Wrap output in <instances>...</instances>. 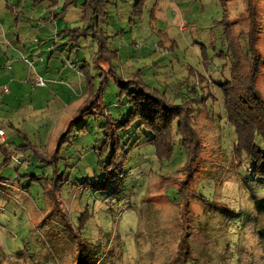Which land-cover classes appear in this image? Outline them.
<instances>
[{
  "label": "rangeland",
  "instance_id": "374dc122",
  "mask_svg": "<svg viewBox=\"0 0 264 264\" xmlns=\"http://www.w3.org/2000/svg\"><path fill=\"white\" fill-rule=\"evenodd\" d=\"M104 1L107 15L95 16L91 28L87 0L65 10L66 0L54 7L47 1L0 0L12 18L17 11L30 20L20 29L38 43V63L50 64L59 79L56 85L47 82L56 93L34 100L28 125L18 126L20 132L5 129L14 136L9 142L39 146L34 132L45 125L50 137L39 149L49 154L68 133L48 167L21 153L2 166L0 264H76L80 244L87 246L88 264H264V237L258 236L264 224L255 208L264 198V180L253 178L251 161L235 156L236 134L216 86L231 78L230 36L247 34L256 14L262 59L257 87L264 96V0ZM241 47L247 55L246 43ZM128 78L193 110L202 146L187 190L180 187L188 159L179 137L174 134L172 155L161 158L155 145L144 144L150 134L135 125L121 132L131 135L123 177L101 181L102 127L106 117L126 120L129 106L126 96L119 97L123 89L116 79ZM89 80L98 103L69 132ZM81 95L82 101L69 105ZM60 101L58 119L50 105ZM4 161L0 153V165ZM56 171L61 189H47ZM82 216H88L84 230Z\"/></svg>",
  "mask_w": 264,
  "mask_h": 264
},
{
  "label": "trees",
  "instance_id": "16d2710c",
  "mask_svg": "<svg viewBox=\"0 0 264 264\" xmlns=\"http://www.w3.org/2000/svg\"><path fill=\"white\" fill-rule=\"evenodd\" d=\"M39 1L49 2L50 7H54L58 2V0H37V2ZM74 1L66 0L64 10L71 6ZM106 9L107 5L104 0H87L85 5L87 12L85 11V16L88 22L89 20L91 21V28L94 27L93 20L95 16L102 18L107 15ZM91 16L92 18H90ZM256 17V14H252L253 23L247 34L242 32L238 36L234 34V36H230L232 37L231 49L228 52L232 56V60L230 61L232 65L231 78L227 81L216 83V86L222 95L228 122L236 134V141L233 148L235 156L237 159L245 158L251 161L253 164L251 170L253 178L255 180H264V96L257 87V76L261 73L260 61L262 59L256 48L258 28ZM99 32L103 34L101 30ZM241 41H243V44L246 43L247 55L243 53ZM107 63L112 66L111 57H109ZM116 80L123 89L119 97L126 96L127 98L129 114L122 123L118 122L117 119L106 117V122L102 127L104 141L100 153L102 156L105 155L104 157L106 159L103 158L98 161V167L103 172L101 181L109 182L118 177H123L125 173L123 166L125 159L124 147L130 143L128 141L131 135H122L121 132L127 134V131L135 125L134 127L138 130H146L150 134L144 144L149 143L155 145L157 153L161 158H169L172 155L177 141L187 152L188 162L185 165L186 168L183 170L186 176L180 186L181 189L187 190V185L189 184L188 179L193 176L195 170L194 165L199 160V153L202 146L200 136L194 128L193 110L184 108L185 105H172L164 95L152 90L142 82L132 81L129 78L127 80ZM199 82L204 83L206 81L200 77ZM208 82L213 85V81L209 80ZM94 90L95 88L89 80L87 99L79 107L78 115L71 122L69 132L73 129L74 124L80 121L83 115L86 116L94 111L93 109L98 103L97 99H99V96H97L99 93L96 94ZM193 94L196 95L197 93ZM66 134L68 133H65L60 139L59 149L62 148V143L65 142L64 138ZM174 134L179 137V140L175 141ZM136 143L133 144L134 147L143 145L142 143L140 145ZM59 149L45 154L38 146H35L29 141L15 149H7L5 146H0V153L5 158L4 163L0 165V170L19 153H29L32 157L44 162L45 166L48 167L60 154ZM58 182L61 183L60 176L56 171L54 172V177L50 180V187L47 189L53 187V184L56 191L59 188L61 189L60 185L58 186ZM255 208L264 224V198L255 201ZM84 219V217L81 219L80 226V229L83 230L86 227L85 224L88 222V216ZM258 236L259 238L264 237V230L260 226L258 227ZM81 247L82 245L80 244L76 264H88L89 259L83 257V252H85L83 248L87 246L83 245ZM91 247L93 246L90 245L88 251L92 250ZM94 262L95 260L90 262V264H94Z\"/></svg>",
  "mask_w": 264,
  "mask_h": 264
},
{
  "label": "crops",
  "instance_id": "0c3cea01",
  "mask_svg": "<svg viewBox=\"0 0 264 264\" xmlns=\"http://www.w3.org/2000/svg\"><path fill=\"white\" fill-rule=\"evenodd\" d=\"M2 6V3H0V131H3L4 135L0 136V146H5L7 149H15L22 145L9 142V139H14V136L8 134L5 129L9 128L15 132H20L21 130L17 128L18 126L25 127L26 124L28 125V119L31 120V115L36 113L34 100L39 97L40 93H56L55 89H50L48 85H56L59 79L56 77L55 69L50 64L47 65L45 62L38 63L40 61L39 46H37L36 51L33 47L34 44L38 45V43L35 39L31 40L28 34L24 35L20 29L21 23H27L30 20L23 15L21 16L20 12L18 13L17 11L13 13L18 16L14 15L12 18ZM24 57L36 61V66L34 62L30 66ZM40 78L43 79L44 86L38 85ZM5 89H8V91H5ZM59 90L61 92L60 87ZM83 95L78 100H73L74 102L72 101L69 105L75 106L79 101H82ZM47 100H49V97ZM54 103L57 105L58 101ZM24 105H27V107ZM62 106L61 101L58 107L51 108L50 105V110L53 109L56 112L58 119H60L62 114ZM56 120L54 118L53 121L56 122ZM46 127L42 125L39 128L40 131L34 132L36 135L39 134L41 145H36L38 147L45 146L50 137L51 131L46 134ZM43 133L45 134V140H42L40 136ZM27 139H29L28 134Z\"/></svg>",
  "mask_w": 264,
  "mask_h": 264
},
{
  "label": "built area",
  "instance_id": "2783aa9c",
  "mask_svg": "<svg viewBox=\"0 0 264 264\" xmlns=\"http://www.w3.org/2000/svg\"><path fill=\"white\" fill-rule=\"evenodd\" d=\"M182 29H185V27L184 26H182L181 27ZM30 66H32L33 65V63H31V64H29ZM38 85H42V86H44L45 85V83H44V81H43V79H40L39 81H38ZM6 91H7V89H6ZM0 135L1 136H3L4 135V133L3 132H0Z\"/></svg>",
  "mask_w": 264,
  "mask_h": 264
}]
</instances>
